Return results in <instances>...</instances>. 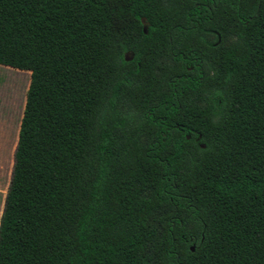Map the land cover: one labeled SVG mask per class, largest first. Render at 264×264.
<instances>
[{
  "label": "trees",
  "instance_id": "1",
  "mask_svg": "<svg viewBox=\"0 0 264 264\" xmlns=\"http://www.w3.org/2000/svg\"><path fill=\"white\" fill-rule=\"evenodd\" d=\"M0 64V264H264V0H0Z\"/></svg>",
  "mask_w": 264,
  "mask_h": 264
},
{
  "label": "rangeland",
  "instance_id": "2",
  "mask_svg": "<svg viewBox=\"0 0 264 264\" xmlns=\"http://www.w3.org/2000/svg\"><path fill=\"white\" fill-rule=\"evenodd\" d=\"M30 71L0 64V217L10 183Z\"/></svg>",
  "mask_w": 264,
  "mask_h": 264
},
{
  "label": "flooded vegetation",
  "instance_id": "3",
  "mask_svg": "<svg viewBox=\"0 0 264 264\" xmlns=\"http://www.w3.org/2000/svg\"><path fill=\"white\" fill-rule=\"evenodd\" d=\"M125 56H126L127 58L131 59V58L133 57V53H126ZM187 68L190 69L191 66H188Z\"/></svg>",
  "mask_w": 264,
  "mask_h": 264
},
{
  "label": "water",
  "instance_id": "4",
  "mask_svg": "<svg viewBox=\"0 0 264 264\" xmlns=\"http://www.w3.org/2000/svg\"><path fill=\"white\" fill-rule=\"evenodd\" d=\"M191 249H193V247H191Z\"/></svg>",
  "mask_w": 264,
  "mask_h": 264
}]
</instances>
